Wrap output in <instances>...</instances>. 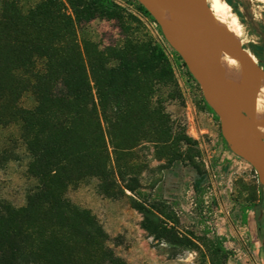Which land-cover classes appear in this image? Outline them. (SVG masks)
<instances>
[{"label":"trees","instance_id":"obj_1","mask_svg":"<svg viewBox=\"0 0 264 264\" xmlns=\"http://www.w3.org/2000/svg\"><path fill=\"white\" fill-rule=\"evenodd\" d=\"M25 1L0 0V127L19 125L26 175L34 184L23 206L0 201V264H126L95 217L66 197L87 179H95L109 198L129 191L141 229L168 244L169 256L191 250L199 264H226L232 253L224 238L213 234L202 242L180 231L174 214L134 196L141 173L135 150L168 142L165 115L153 106L159 89L176 85L161 44L127 36L120 45L101 48L80 40L78 29L99 19L130 28L113 0ZM133 1L137 14L156 24ZM26 93L35 98L30 109L20 106ZM204 180L200 175L194 181L195 193Z\"/></svg>","mask_w":264,"mask_h":264},{"label":"rangeland","instance_id":"obj_2","mask_svg":"<svg viewBox=\"0 0 264 264\" xmlns=\"http://www.w3.org/2000/svg\"><path fill=\"white\" fill-rule=\"evenodd\" d=\"M113 1L125 11V27L130 28L121 29L117 20L99 19L80 27L79 39L101 48L120 45L127 36L155 40L167 54L176 82L174 87L159 89L154 98L153 106L165 115L168 142L164 147L146 142L135 150L141 173L134 196L174 214L179 230L193 233L202 242L213 234L224 238V247L232 253L226 264H264V188L255 171L223 144L218 118L205 107L200 87L160 36L157 25L137 14L133 0ZM224 1L241 24L240 44L264 74V3ZM130 15L141 23L130 20ZM35 104L31 93L20 100L23 108ZM19 134V125L0 127V201L14 207L25 204L34 184L26 175L28 156ZM200 175L205 180L195 193L193 183ZM125 194L106 197L95 179H87L69 188L66 197L95 217L110 238L109 246L126 264H199L195 251L169 256L168 244L154 241L141 229V215L130 206L132 194Z\"/></svg>","mask_w":264,"mask_h":264},{"label":"water","instance_id":"obj_3","mask_svg":"<svg viewBox=\"0 0 264 264\" xmlns=\"http://www.w3.org/2000/svg\"><path fill=\"white\" fill-rule=\"evenodd\" d=\"M138 1L150 12L165 41L200 87L203 100L219 120L220 133L229 150L251 165L264 188V146L254 143L257 120L252 89L254 72L259 68L248 50L225 34L206 0H146L148 6ZM192 32L197 45L191 54ZM226 53L242 60L240 88L225 73Z\"/></svg>","mask_w":264,"mask_h":264},{"label":"bare ground","instance_id":"obj_4","mask_svg":"<svg viewBox=\"0 0 264 264\" xmlns=\"http://www.w3.org/2000/svg\"><path fill=\"white\" fill-rule=\"evenodd\" d=\"M148 6V1L141 0ZM211 10L216 14L221 22L225 34L240 44L242 35L241 24L236 15L230 18V8L224 0H206ZM264 3V0H257ZM167 19H170V14H166ZM197 45V40L194 33H191L190 52H194ZM223 65L227 77L237 86L242 87L243 83V64L239 56H234L231 53L223 55ZM253 99L255 102L256 127L254 130V143L264 146V74L258 69L254 72L253 82Z\"/></svg>","mask_w":264,"mask_h":264},{"label":"flooded vegetation","instance_id":"obj_5","mask_svg":"<svg viewBox=\"0 0 264 264\" xmlns=\"http://www.w3.org/2000/svg\"><path fill=\"white\" fill-rule=\"evenodd\" d=\"M228 5V4H227ZM227 8H230V6L228 5ZM234 16V14L231 12V8H230V18H232Z\"/></svg>","mask_w":264,"mask_h":264},{"label":"built area","instance_id":"obj_6","mask_svg":"<svg viewBox=\"0 0 264 264\" xmlns=\"http://www.w3.org/2000/svg\"><path fill=\"white\" fill-rule=\"evenodd\" d=\"M183 65V64H182ZM184 67V66H183ZM185 68V67H184Z\"/></svg>","mask_w":264,"mask_h":264}]
</instances>
